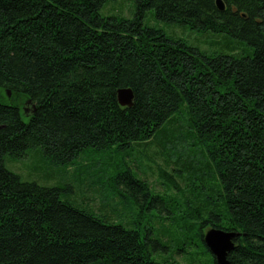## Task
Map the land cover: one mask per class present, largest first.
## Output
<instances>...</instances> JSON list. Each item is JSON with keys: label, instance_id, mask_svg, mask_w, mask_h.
I'll return each instance as SVG.
<instances>
[{"label": "trees", "instance_id": "trees-1", "mask_svg": "<svg viewBox=\"0 0 264 264\" xmlns=\"http://www.w3.org/2000/svg\"><path fill=\"white\" fill-rule=\"evenodd\" d=\"M133 1L126 18L100 13L109 0H0V264H181L154 258L160 241L116 215L117 194L140 219L160 207L156 229L195 218L204 246L208 226L240 231L230 264H264V0H223L225 10L216 0ZM148 11L247 52L208 54L145 24ZM122 87L134 91L130 107ZM144 143L158 146L144 158L164 160L166 192L183 197L177 213L154 194L143 159H129ZM31 150L55 167L99 152L80 166L100 192L77 201L24 180L6 161Z\"/></svg>", "mask_w": 264, "mask_h": 264}, {"label": "rangeland", "instance_id": "rangeland-1", "mask_svg": "<svg viewBox=\"0 0 264 264\" xmlns=\"http://www.w3.org/2000/svg\"><path fill=\"white\" fill-rule=\"evenodd\" d=\"M100 13L102 15L114 14L132 18L135 13V3L133 0H109V2L102 7ZM144 23L162 27L167 34L183 38L189 45L197 47L208 54L215 51H232V49H229L230 46H234L236 52L239 54L247 52L245 50L246 46L243 43L237 39L230 38L226 34L215 33L210 30L196 31L177 22L165 23L158 21L153 11H148L146 13ZM27 108L30 107L27 106ZM157 147L155 143L149 146L146 143L136 145L129 159L133 161H140L143 159L144 164L141 163L140 166L147 170L150 185L152 187L154 186V194L162 196L164 205L177 213L179 207L177 201L183 200V197L174 192H166V186L161 183L159 165L164 166V160L161 157H157V161H148L144 158L145 155L155 158L156 155L154 150H156ZM93 156L100 157L101 155L99 152L83 153L72 165L67 167H55L49 163L40 150H31L25 157L20 159L8 158L6 164L24 180L35 181L46 186L62 187L64 188L63 195L65 198L69 197L72 200L77 199V201H79L89 197V191L95 194L100 192L99 185L95 186L93 182L94 177L91 175V172L80 166L84 161L90 160ZM116 159H119L118 156H116ZM178 181L183 183L181 180ZM121 192L126 194L123 190H121ZM116 196L117 197L113 200V205L115 209H117L116 215L118 216L119 213H125V222H130L132 226L135 225L134 221L140 220L142 232L146 230V226H149L147 229L150 232L149 235L151 239L160 241V243L155 244L156 250L153 252L154 258L159 261L168 259L176 260L181 264H217L214 255L211 251H208L209 255L206 252L207 247L199 240V228L195 218L192 223L189 224L183 219L175 222H164L161 219L157 224L159 229H156L151 224L150 217H157L160 207H147L143 213L144 218L140 219L139 217H135L139 209L136 208L132 197L124 198L119 194ZM125 201L128 202V205L132 208L124 205L123 202ZM159 203L161 204V202ZM172 204L175 208L171 207ZM161 208H163V206H161ZM121 220L122 219H120V222ZM208 228L209 226L204 228V232ZM150 247L152 248V244H150Z\"/></svg>", "mask_w": 264, "mask_h": 264}, {"label": "water", "instance_id": "water-1", "mask_svg": "<svg viewBox=\"0 0 264 264\" xmlns=\"http://www.w3.org/2000/svg\"><path fill=\"white\" fill-rule=\"evenodd\" d=\"M216 4L220 10H225L226 4L223 0H216ZM10 94L11 91L8 90V95ZM117 97L122 106L130 107L134 104V91L131 87L119 88ZM26 111L28 112L29 109ZM33 111H35V106ZM241 234L240 231L225 230L213 226L205 231L204 242L218 264H230L228 254L236 246L235 241Z\"/></svg>", "mask_w": 264, "mask_h": 264}]
</instances>
